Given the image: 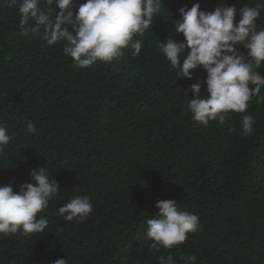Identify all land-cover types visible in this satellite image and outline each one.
I'll return each mask as SVG.
<instances>
[{"label":"trees","instance_id":"obj_1","mask_svg":"<svg viewBox=\"0 0 264 264\" xmlns=\"http://www.w3.org/2000/svg\"><path fill=\"white\" fill-rule=\"evenodd\" d=\"M257 2L264 0H163L151 27L134 37L143 41L138 55L129 47L111 63L78 68L63 41L49 46L42 29L31 31L32 20L26 32L19 3L0 0V124L12 136L0 154V185L11 182L18 192L31 170L45 167L61 186L38 214L48 220L43 233L0 234V264L59 258L160 264L169 254L176 264L190 255L196 264H264V87L245 113L230 112L223 124L205 127L192 120L188 103L189 85L203 81L206 71L178 77L158 48L166 39H184L174 28L181 7L199 3L212 11L221 3ZM257 23L264 27V12ZM256 70L264 73V64ZM205 89L202 83V96ZM249 114L254 131L245 136L242 118ZM29 122L35 133L28 132ZM77 196L90 197L88 218L57 214ZM167 199L196 214L200 228L184 243L154 252L147 220L158 215L156 202Z\"/></svg>","mask_w":264,"mask_h":264},{"label":"clouds","instance_id":"obj_2","mask_svg":"<svg viewBox=\"0 0 264 264\" xmlns=\"http://www.w3.org/2000/svg\"><path fill=\"white\" fill-rule=\"evenodd\" d=\"M17 3L22 29L27 32L25 26L32 20L31 31L42 29V39L49 46L63 41V51L75 66L89 68L98 61L111 63L129 47L134 50L133 55H138L143 41L134 37L143 36L151 27L163 0H85L78 7L75 0H10L11 5ZM42 3L47 5V10L40 7ZM178 11L181 19L174 24L175 33H182L184 39H166L158 48L172 68L178 69V77L191 79L195 70L206 71L203 81L198 78L189 85L192 98L188 109L192 120L207 127L209 121L223 124L230 112L245 113L248 102L253 96L259 97L264 87V73L256 70L264 64V27L257 23L264 12V3L257 2L255 7L244 4L240 8L221 3L212 11L202 10L195 3ZM240 46L247 52L239 51ZM202 83L206 84V96H202ZM254 124L253 115H244L243 135H250ZM27 130L35 133L36 125L29 122ZM11 140L6 126L0 124V154ZM30 175L31 181L22 184L18 192L13 190L11 182L0 185L2 235L43 233L48 226V220L38 218V214L48 207L61 186L51 179L45 167L31 170ZM155 207L159 212L156 218L147 220L146 234L152 241L148 247L154 252L184 243L188 233L200 228L199 217L182 210L173 199L158 200ZM92 211L90 197L77 196L60 206L57 214L69 221L82 222ZM196 259L190 255L186 264H196ZM159 260L160 264H176L171 254ZM52 264H68V261L59 258Z\"/></svg>","mask_w":264,"mask_h":264}]
</instances>
